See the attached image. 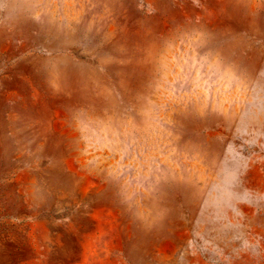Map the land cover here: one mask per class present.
I'll return each instance as SVG.
<instances>
[{"label": "rangeland", "instance_id": "obj_1", "mask_svg": "<svg viewBox=\"0 0 264 264\" xmlns=\"http://www.w3.org/2000/svg\"><path fill=\"white\" fill-rule=\"evenodd\" d=\"M0 264H264V0H0Z\"/></svg>", "mask_w": 264, "mask_h": 264}]
</instances>
